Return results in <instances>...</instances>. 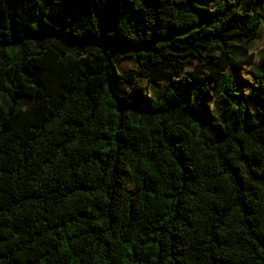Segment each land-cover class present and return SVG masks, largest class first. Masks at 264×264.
Listing matches in <instances>:
<instances>
[{
	"label": "trees",
	"instance_id": "16d2710c",
	"mask_svg": "<svg viewBox=\"0 0 264 264\" xmlns=\"http://www.w3.org/2000/svg\"><path fill=\"white\" fill-rule=\"evenodd\" d=\"M215 1L0 0V264H264V6Z\"/></svg>",
	"mask_w": 264,
	"mask_h": 264
},
{
	"label": "rangeland",
	"instance_id": "374dc122",
	"mask_svg": "<svg viewBox=\"0 0 264 264\" xmlns=\"http://www.w3.org/2000/svg\"><path fill=\"white\" fill-rule=\"evenodd\" d=\"M220 0H216L215 4L217 5V3ZM252 0H242V2L244 3V5L247 4H251L252 5ZM259 3H261L260 6H264V0H260ZM212 5L214 4V0H212ZM253 6V5H252ZM257 6V7H260ZM254 7V6H253ZM208 8V7H206ZM254 10L256 11L257 8L256 6L254 7ZM263 17V22H264V11L260 12V14ZM249 42V43H248ZM248 42L243 41L242 43L238 44L239 45V49L237 50V56L238 58L245 59L246 57H248V55H250L251 53L255 54V61L252 65L249 64H245L243 66L242 69H239L236 74L234 75V81L237 82V84L239 86V89L241 91H244L245 94L250 93V91L253 89V85L257 83V77L255 75V72L257 70V67L260 64V59H259V54L264 50V24L261 30V36L258 40L254 41V40H248ZM118 63V60H116ZM120 66L123 69H129V67L131 66V64L129 63V61L127 60H122L120 62ZM126 91L131 94V89L130 88H126ZM181 97L186 98V94H184V92L182 91L180 93ZM218 93H215V96H217ZM252 111L254 113H256L257 111L255 110V108H252Z\"/></svg>",
	"mask_w": 264,
	"mask_h": 264
}]
</instances>
